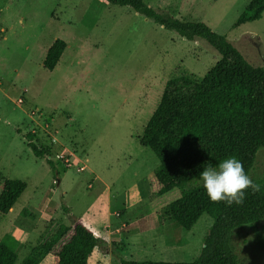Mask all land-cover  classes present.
Wrapping results in <instances>:
<instances>
[{
    "label": "rangeland",
    "instance_id": "1",
    "mask_svg": "<svg viewBox=\"0 0 264 264\" xmlns=\"http://www.w3.org/2000/svg\"><path fill=\"white\" fill-rule=\"evenodd\" d=\"M143 1L157 14L205 24L264 68V13L232 28L251 0ZM57 39L66 47L49 72L42 62ZM219 58L204 41L105 0H0V188L4 180L26 185L0 222V240L9 234L19 243L14 264L77 219L99 241L89 264L198 258L212 220L203 214L189 231L172 223L166 203L183 190L152 201L148 177L158 160L138 138L168 80H199ZM27 133L58 174L34 156ZM249 176L264 181V147ZM230 243L240 264H264V220L236 229Z\"/></svg>",
    "mask_w": 264,
    "mask_h": 264
},
{
    "label": "trees",
    "instance_id": "2",
    "mask_svg": "<svg viewBox=\"0 0 264 264\" xmlns=\"http://www.w3.org/2000/svg\"><path fill=\"white\" fill-rule=\"evenodd\" d=\"M105 1L128 7L186 41L202 40L220 56L199 80L186 75L168 80L138 138L140 145L158 160L148 177L152 201L160 203L171 191L183 190L166 203L172 223L189 231L203 214L212 220L200 254L190 263L121 260L118 264H240L231 247V236L236 229L255 228L264 220V181H254L261 185L260 191L246 190L239 205L210 201L202 185L184 188L198 180L200 171L209 163L216 165L230 156L238 158L249 175L258 150L264 147V68L249 65L224 36L203 23L157 14L143 0ZM263 13L264 0H251L232 28L257 21ZM65 47L63 40H55L46 51L43 69L52 72ZM23 137L34 156L43 158L58 174L48 149L38 147L33 134ZM25 189L21 180L2 182L0 222ZM98 243L94 230L77 219L69 226H59L21 264H89ZM18 247L15 237L4 235L0 240V264H14Z\"/></svg>",
    "mask_w": 264,
    "mask_h": 264
},
{
    "label": "clouds",
    "instance_id": "3",
    "mask_svg": "<svg viewBox=\"0 0 264 264\" xmlns=\"http://www.w3.org/2000/svg\"><path fill=\"white\" fill-rule=\"evenodd\" d=\"M199 181L210 201L229 205L243 203L246 190L258 192L261 189L235 156L226 157L216 165L209 163L200 171Z\"/></svg>",
    "mask_w": 264,
    "mask_h": 264
}]
</instances>
